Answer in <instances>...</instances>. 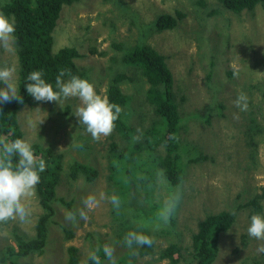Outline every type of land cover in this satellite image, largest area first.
Listing matches in <instances>:
<instances>
[{"label": "rangeland", "instance_id": "rangeland-1", "mask_svg": "<svg viewBox=\"0 0 264 264\" xmlns=\"http://www.w3.org/2000/svg\"><path fill=\"white\" fill-rule=\"evenodd\" d=\"M64 7L59 19L63 36L56 47L72 45L78 51L80 58L76 64L80 71H86L85 65L91 67L87 72L90 78L83 79L91 82L98 94L107 97L106 89L115 73L124 71L134 78L131 67L124 66L121 57L138 44L150 45L165 55L174 77L175 98L180 105L179 140L185 163L180 187L182 199L173 215L176 230L171 228V221L158 231L148 229L154 241L153 252L142 255L140 249L134 248L126 264H171L161 253L174 242L182 248L183 257L178 264H195L191 263L193 235L199 222L207 215L233 210L237 212L236 220L221 234L213 264H264V254L257 252L264 241L247 233L250 216L264 215V209L257 213L247 206L262 193L264 186V6L234 13L216 0H80ZM178 13L183 18L175 29L154 30L153 23L159 16L180 17ZM114 41L123 43V50L115 51ZM4 63L16 68L17 85L20 63L15 41L12 52L0 49V64ZM135 80L125 81L121 86L139 108L138 112L144 114L141 121L138 116L132 120L139 130L159 119L146 101L148 84L143 77ZM241 93L247 97L246 111H240L234 104ZM79 103L78 98L62 100V107L72 105L70 119L62 121L56 120L57 110L52 111L49 102L26 105L18 112L23 139L31 145L53 147L62 155L63 172L56 196L64 198V203L58 200L53 203L56 223L48 229L44 252L22 257L21 264H68L67 250L72 246L78 250L77 264H80L86 250L96 243L113 246L118 261L129 249L122 240L115 244L114 235L119 236L128 225L136 229V221H153L154 217H147V212L156 210L158 199L163 197L157 172L154 198L151 195L148 202L134 198L133 189L123 191L121 181H109L111 161L105 148L111 135L94 141L73 114ZM254 117L260 122L261 131L252 132L249 128ZM72 141L91 146V150L82 153L80 147L71 145ZM145 152L142 149L139 153ZM158 153L162 155L164 150ZM73 163H88L98 171V177L92 182L84 177L72 179L69 167ZM125 178L131 181L127 173ZM165 190H169L168 183ZM113 192L122 200L118 211L107 198H100L101 193L107 197ZM88 194L99 200L98 206L89 212V220H80L76 226L66 225L64 212L78 208L81 197ZM26 204L32 213L31 223L23 226L10 223L8 235L0 238V248L12 246L17 250L15 228L25 240L36 236L37 221L44 214L36 191ZM66 228L73 232L72 238L67 236Z\"/></svg>", "mask_w": 264, "mask_h": 264}, {"label": "trees", "instance_id": "trees-1", "mask_svg": "<svg viewBox=\"0 0 264 264\" xmlns=\"http://www.w3.org/2000/svg\"><path fill=\"white\" fill-rule=\"evenodd\" d=\"M80 0H0L1 12L8 16L15 24V49L20 63V76L17 84V95L22 97L23 103L16 100L10 103L0 104V136L6 139L22 138L18 123V112L24 106H36L45 101H36L31 97L25 88L26 77L30 71L42 70L46 81L55 87V77L60 69L70 70L72 75L81 78H90L87 73L91 67L85 65L86 71H80L76 64V59L80 58L78 51L72 46L56 47L62 40L63 31L59 27V19L64 11V6H72ZM109 2L111 0H104ZM227 10L234 13L243 11H254L259 5L264 6V0H216ZM180 17L171 14H164L157 18L153 23V28L157 32L175 29L183 18V14L178 13ZM69 17V16H68ZM113 49L123 50V43L114 41ZM94 49L92 52H95ZM103 55V53H101ZM166 56L158 50L147 44H138L130 48V51L123 53L121 63L124 66L131 67L134 76L131 77L123 72L115 73L109 81L106 89V95L111 103L118 104L122 112L115 128L109 138L111 141L105 150L109 151L110 174L108 179L111 183L121 181L123 191H135V197L144 202L154 198V187L156 186L155 173L163 170L164 176L168 181L169 190L181 187L184 178V167L182 149L179 140V130L181 118L179 115V103L174 93V77L170 70ZM115 61V59H113ZM142 77L148 84L146 91V101L157 115L159 120L153 122L150 127L137 129V124L132 122L133 118L138 116V121L144 118L140 114L129 95H125L122 90V84L126 82L139 81ZM68 77H65L67 80ZM3 87V85H0ZM245 89H248L245 87ZM53 105L52 111L57 110L58 118L62 121L64 118L70 119L72 114V105L60 107L57 102H49ZM131 104V107H129ZM144 105V104H143ZM253 112L250 111V115ZM255 118V117H254ZM260 122L255 118L250 121L251 131H261ZM34 154L38 159H44L46 170L40 173L41 181L36 186V193L43 207L44 214L39 218L36 224V236L33 239L25 240L17 235L15 228V237L17 239V250L12 246L0 248V264H21L20 259L32 255L35 252H44L48 236V229L54 222L55 209L53 203L58 200L64 203V198H57L56 188L60 183L63 172L62 155L57 153L53 147H42L32 145ZM91 146L84 145L81 149L91 150ZM161 148L157 149V148ZM146 151L143 155L141 150ZM164 150V154L158 151ZM124 170V174L122 173ZM69 176L72 179L84 177L88 182L94 181L98 177V171L89 166L88 163H73L69 167ZM128 174L130 182L124 177ZM123 191L118 194L123 195ZM125 193V192H124ZM152 195V198H151ZM264 200V186L262 193L253 201L247 204L252 206L257 213L263 212L262 202ZM157 207V206H156ZM155 209L147 212V217L155 216ZM236 212V211H235ZM112 215H115L114 212ZM122 214L118 215V219ZM237 217L232 212L222 211L217 214L207 215L199 222L198 231L193 235V254L191 263L195 264H213L219 251L218 242L221 234L227 232L234 224ZM125 224L128 221L123 220ZM128 225V224H127ZM171 228L176 230V219L172 217ZM126 230H135L128 225L121 231L115 244H119L123 239ZM65 232L69 238L73 237V232L66 228ZM170 233V231H169ZM149 235V233L147 232ZM140 254L148 255L153 252L152 246H134ZM133 248V249H134ZM132 250H128L119 258L117 264H126L132 256ZM68 264H77V248L70 247ZM103 260V253L101 252ZM131 255V256H129ZM161 257L170 260L171 264H178L183 257L181 246L174 242L161 253ZM260 264V263H258Z\"/></svg>", "mask_w": 264, "mask_h": 264}, {"label": "clouds", "instance_id": "clouds-1", "mask_svg": "<svg viewBox=\"0 0 264 264\" xmlns=\"http://www.w3.org/2000/svg\"><path fill=\"white\" fill-rule=\"evenodd\" d=\"M15 24L3 13H0V49L6 52L13 51L15 41ZM16 68L10 64H0V104L10 103L13 100L23 103L22 97L17 95V85L14 81ZM238 76V73H234ZM68 77L65 80V77ZM25 88L27 93L36 101L57 102L62 107V100L78 98L80 103L73 114L83 125L87 134L94 141L112 134L122 112V108L111 103L106 96L97 93L94 85L87 79L72 75L70 70L60 69L55 77V87L46 81L42 70L30 71L26 77ZM240 111L247 110V97L241 93L234 101ZM73 147H83L82 144ZM44 159H38L34 154L31 143L22 138L6 139L0 136V238L8 235L7 226L10 223L27 225L31 223V211L26 201L35 195L36 186L41 181L40 173L46 170ZM157 182L163 189V197L158 199L153 221H136V229L129 230L122 239L123 245L132 250L134 246H152L153 238L147 230H160L167 226L182 199L179 188L165 190L168 183L163 170H158ZM101 199L107 198L115 210L121 207V197L113 192L110 196L100 194ZM99 204L96 195L88 194L81 197L78 208L64 212V223L76 226L80 220L88 221L89 212ZM232 215H236L233 210ZM247 233L258 241H264V215L252 214L250 216ZM101 252L104 259H101ZM257 252L264 254V243L258 245ZM80 264H117L116 251L108 243H96L86 250Z\"/></svg>", "mask_w": 264, "mask_h": 264}]
</instances>
